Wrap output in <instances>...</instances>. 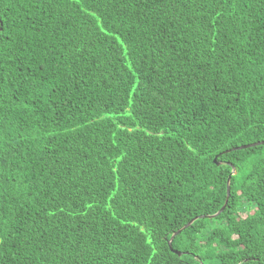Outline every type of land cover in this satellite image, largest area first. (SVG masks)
Listing matches in <instances>:
<instances>
[{"label": "trees", "instance_id": "16d2710c", "mask_svg": "<svg viewBox=\"0 0 264 264\" xmlns=\"http://www.w3.org/2000/svg\"><path fill=\"white\" fill-rule=\"evenodd\" d=\"M262 140L264 0H0V264H264Z\"/></svg>", "mask_w": 264, "mask_h": 264}, {"label": "water", "instance_id": "95a60500", "mask_svg": "<svg viewBox=\"0 0 264 264\" xmlns=\"http://www.w3.org/2000/svg\"><path fill=\"white\" fill-rule=\"evenodd\" d=\"M264 143V140L262 141H257V142H252V143H249V144H245V145H239V146H236L234 148H237V149H240V148H246V147H250V146H254V145H257V144H262ZM215 158V157H214ZM234 173V168H232L231 170V173L227 176V180H226V197H225V200H224V203L223 205L220 207V209L218 211H216L215 213L213 214H208V215H201L200 217H207V218H212L214 216H216L217 214H219L225 207L226 203H227V199H228V195H229V191H230V188H229V181H230V175ZM198 216H195L193 218H191L186 224H184L181 228L177 229L175 232H173L171 234V236L169 237L168 239V246H169V249L171 251H173L174 253H176L177 255H180V251H177V250H174L171 246V240L172 238L174 237V235L178 234L182 229L186 228L187 226H189L195 219H197Z\"/></svg>", "mask_w": 264, "mask_h": 264}]
</instances>
